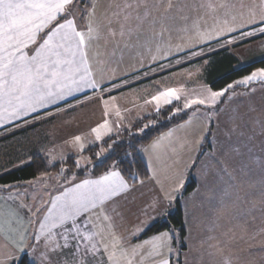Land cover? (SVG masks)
Returning a JSON list of instances; mask_svg holds the SVG:
<instances>
[{"label": "snow or ice", "instance_id": "obj_1", "mask_svg": "<svg viewBox=\"0 0 264 264\" xmlns=\"http://www.w3.org/2000/svg\"><path fill=\"white\" fill-rule=\"evenodd\" d=\"M99 2L100 0H91L83 18L78 21L75 8L80 0H0V127L89 90L94 95L97 92L101 94L100 99L105 105L104 115L108 117V100L103 99V93L111 92L110 88L103 87L110 79L105 75L106 66L119 63L126 49L147 46L156 37H160L162 41L164 33L168 31L164 21L172 18L173 9L177 12L183 11L174 0H110L108 8L98 16ZM161 8L163 12L159 16L156 15ZM199 9H205L206 14L215 20L211 31L199 30V20L203 17L194 21L193 27L197 29L196 35L200 42L212 38L220 39L238 31L243 37L264 34V0H260L259 5L253 7L245 5L243 0H240L238 5L231 0H219L218 3L214 0H202ZM199 9L193 5V11ZM245 16L246 21L235 23L238 18L243 20ZM182 19L187 20L188 17L185 15ZM157 24L160 25L159 31L156 30ZM250 26L255 27H252L251 31H241ZM180 31L187 33L189 29L185 26ZM146 32H151V35L145 36ZM234 41L235 37H232L223 43L232 44ZM171 47L169 44V52ZM175 48L177 52L183 51L180 45ZM156 51L161 52L159 44ZM190 55H203V50L191 52ZM152 60L155 62L157 56L154 55ZM254 83L264 84V68L252 71L219 91L207 88L195 97L185 96L183 107L173 105V101H181L182 89L177 88L159 90L150 99H145L144 103L154 105L158 115L164 105H173L174 110L169 109L170 115L167 119L192 108L193 105L202 106L205 110V126L211 131L209 125L217 115L220 98L229 90L237 87L249 88ZM91 98L85 96V99ZM110 99L116 98L113 96ZM112 107L115 108L114 115L118 118V121L113 123L119 128L123 125L124 117L117 106ZM25 123L28 121L25 120ZM155 123V119L149 120L138 128V132L144 133ZM188 123H191V118ZM112 130L108 119H105L103 123L92 128L91 133L94 134L95 141H101L105 136H110ZM174 132L173 129L162 134L147 147L135 149V145H129L130 148L149 156L148 171L151 175L148 178L159 185L167 207H171L173 200L182 196L185 172L175 171L169 174L171 166L157 168L152 165L151 160L155 156L159 161L161 153L166 155L168 151H176L171 147ZM129 135L133 133L129 131ZM204 138L201 136L196 141L197 145L202 144ZM73 141L78 145L79 151L83 152L85 143L81 142L82 137L77 135ZM116 143L113 139L106 147H100L95 153L96 159L100 160L106 153L111 152ZM180 147L183 148L184 144ZM126 155L131 157L132 152ZM85 159L91 163L89 158ZM134 164L133 158L130 165ZM76 167H80L79 160L76 161ZM224 171L227 173L226 168ZM63 172L62 168L61 176ZM161 175L164 180L169 181L167 188L160 178ZM228 175L231 177L230 173ZM129 180L132 181L131 184ZM74 181L75 174L72 181H69V186L57 188V194L49 193V200L46 203L41 202L35 208L20 205L21 208L27 207L30 213L28 223L36 226L35 235L32 237L35 243L29 242L25 235L27 229H24L18 233V241L13 243L15 251L0 257V264H6V261L17 264L21 261V254L27 251L28 255H32L37 251V246L45 249L40 256L41 264H170L169 256L177 251L172 247L176 230L161 232L140 242H132V238L139 237L149 226V221L155 219L149 216L147 209L143 210V215L148 219L140 220L128 236H122L116 231L117 218L124 219L117 207L118 200L125 197L137 181L144 183L143 179H139L137 171L130 166L126 180L124 175L116 170V164H113L97 178ZM5 187L12 186L0 185V188ZM232 187L229 185L217 198L219 207L212 202L210 207L221 211L228 206L226 200L230 199L231 208L235 210L233 218L237 221V227L243 229L247 215L241 207L244 197L239 189L231 191ZM261 195H264V192ZM8 199L14 200L15 197L10 195ZM159 203L157 198L149 207L155 210ZM10 215L18 214L11 212ZM7 223L10 225L11 221ZM3 231V225L0 224V233ZM210 247L216 248L218 252L223 251L218 245ZM53 257L60 259L54 260ZM224 264L231 262L225 259Z\"/></svg>", "mask_w": 264, "mask_h": 264}, {"label": "rangeland", "instance_id": "obj_2", "mask_svg": "<svg viewBox=\"0 0 264 264\" xmlns=\"http://www.w3.org/2000/svg\"><path fill=\"white\" fill-rule=\"evenodd\" d=\"M251 2L252 0H243L247 6ZM83 3L86 2L80 1L75 9L86 7ZM244 30L246 29L242 31ZM231 34L233 35L231 36ZM231 34L220 37V39L212 38L200 42L198 36L194 37L183 32L181 38L184 43L182 44L183 52L180 57H177L178 60H182V64L176 68L168 69L167 73L157 75L156 78H150L151 80L145 85H138L139 89L147 87L149 89L146 90L147 94H151V96L165 88L182 89L181 101H173V104L177 103L176 106L183 107L182 102L185 96L195 97L207 88H211L213 91L225 88L226 86L214 90L208 84L206 70L212 59H199L221 48H228V51L237 57L239 62L235 65V69H241L264 59V37L256 39L262 34L249 37L241 36L240 32ZM232 37H235L232 44L223 43L224 40ZM190 39L192 42L187 49L186 43H189ZM195 40L199 42H195ZM245 40L250 41L244 43ZM201 49L203 55L196 57L190 55L191 52H198ZM256 69L258 68L253 71ZM251 89H255V91ZM137 91L139 90L135 92L138 93ZM220 100L221 103L217 105L216 109L217 115L213 117V123L209 125L211 131H208L205 126V110L202 106L197 105L177 114L176 116L189 114V117L178 124L179 126L170 129L175 130L174 135L182 134L184 138L191 136L192 145L190 148L197 145L195 140L201 136L205 137L202 144L193 148L192 151L196 152L193 153L192 158L189 153L182 162L178 163L181 165L180 171L189 165V168L183 171L185 172V187L181 190L182 196H178L174 201L176 207V201L179 199L184 211L187 240L185 238L183 243L180 232L176 229L172 247L177 251L169 256V259L172 258V264H179L180 260L184 264H224L225 259L229 260L231 264H264V195H261L264 192V84L254 83L249 88L237 87L234 90H229ZM220 105L221 107L218 108ZM198 108L199 110H197ZM60 114L50 117L54 119V122H61ZM190 118L191 123L189 124ZM46 119L48 117L28 121L26 124L41 123ZM157 122L156 120L154 126L157 125ZM130 128L127 127L125 131H129ZM122 133L114 136L119 137ZM132 133L140 134L138 130L132 131ZM9 135L11 132L0 135V144L4 143L3 147L6 145L5 137ZM207 138L210 147L203 151L202 146ZM88 140L82 138L81 142L86 143ZM213 145H215V150H213ZM213 151L214 154H212ZM200 154H202L201 157ZM107 155L109 153L98 160V163L104 160ZM187 158H189L188 164L185 163ZM11 160L10 152L4 153L2 150L0 153V175L21 164L13 165ZM80 160L82 161L80 166H84V162L87 161L85 156H81ZM176 168L178 170L179 166ZM225 168L227 173L224 171ZM191 173L196 181V188L192 192L186 193L187 184L191 181ZM228 173L231 174V177ZM229 185L233 186L231 191L239 189L244 197L241 207L245 209L247 215L243 229L237 227V221L233 218L235 210L231 208L230 199L226 200L228 206L221 211L210 207V202L219 207L217 198L223 194L225 189L229 188ZM230 229L231 231H229ZM209 237L215 239H209ZM174 241L177 245H174ZM210 245H218L223 251L218 252Z\"/></svg>", "mask_w": 264, "mask_h": 264}, {"label": "crops", "instance_id": "obj_3", "mask_svg": "<svg viewBox=\"0 0 264 264\" xmlns=\"http://www.w3.org/2000/svg\"><path fill=\"white\" fill-rule=\"evenodd\" d=\"M80 1L86 2L83 3L86 7H83L82 9H75L78 21L83 18L91 2V0ZM109 2L110 0H100L97 6L98 16H100L108 8ZM174 2H178V6L182 7L183 11L177 12L176 9H173L171 14L172 18L164 21L168 31L164 33L162 41L160 37H156V39L147 46L134 47L130 50L126 49L123 59L119 63H111L106 66L105 75L110 79L107 80L103 87L110 88L111 92L103 93V99L108 100V117H105L104 115L105 105L103 100L100 99L101 94L97 92L94 95L93 92L89 90L85 93L77 94L75 97H71L67 101L51 105L46 109H41L39 112L14 121L13 123L6 124L4 127H0V135L11 132V135L5 137V139H14L19 136L23 137V135L27 134L28 136L31 135L33 138H37V141H43L45 145L43 146L41 154L45 155L51 164L63 161L70 156H75L80 162H82L80 160L81 156L89 157L91 163H93L91 157L85 154L89 148L102 144L108 138L127 130V127L132 128L136 122L156 113L154 105L144 103L145 99H150L152 97L151 94H147L146 90L149 89L145 86L142 89H139L138 85H145V83L149 82L151 79L156 78L157 75L167 73L168 69L176 68L182 64V60H178L177 57H180L183 51L177 52L175 48L176 45L182 46V44H184L183 39H181L183 32L180 31V29L187 26L189 29L187 33L197 37V29L193 27V23L196 19L203 17L199 20V30L201 31H210L215 24V20L211 15L206 14L205 9H199V5L202 0H174ZM214 2L218 3L219 0H214ZM231 2L236 3L237 5L240 3L239 0H231ZM254 2L252 0V2L248 4V7L258 6L260 0H254ZM244 4L247 5V3ZM193 5H195L199 10L193 11ZM162 12L163 8H161V11L156 13V15L159 16ZM185 15L188 17L187 20L182 19ZM246 19L247 17H244L243 20L238 18L235 23L240 24L246 21ZM159 27L160 25L157 24V31H159ZM252 27L255 26L243 29H246L244 31H248L252 29ZM150 35L151 32L145 33V36ZM232 35L233 34H231V36ZM191 40L192 39L188 40L189 43H186L187 49L191 45ZM195 42L199 41L195 40ZM157 44H159L161 48L160 53H157L156 51ZM169 44L172 46L170 52L168 51ZM110 48L111 45H109V49ZM154 55L157 56V60L155 62L152 60ZM161 56H166V58H161ZM160 65H165V67L161 68ZM136 90H139L137 91L138 93L135 92ZM85 96H90L92 98L85 99ZM113 96L116 98L115 100L110 99V97ZM113 105L120 109L121 115L124 117L123 125L119 128H117L113 123L114 121H118V118L114 115L115 108L112 107ZM166 107L168 106L164 105L162 109ZM126 109L130 111H126ZM47 113L52 114L47 115ZM55 114L61 115V122H54V119L50 117L53 115L55 116ZM43 117H48L49 120L46 119L43 120L44 122L33 123L30 125L25 123V120H40V118ZM105 119H108L113 130L110 136H105L101 141H95V137L94 134L91 133V129L96 127L98 124L103 123ZM177 126L179 125L174 127ZM170 129L166 132L170 131ZM77 135L84 139L93 141L92 143H89L90 141L88 140V142L85 143V149L83 152L79 151L78 145H76L73 141V138ZM159 136H161V134L157 137ZM173 136L176 137H173L171 147L175 148L176 151H168L166 155L161 153L159 161L156 160L155 156H153L151 160L152 165L157 168L171 166L169 168V174L175 171H180L181 165L178 163L182 162L183 158L189 153L192 158L193 153L196 152L192 150L197 146L196 145L190 148L192 145L191 136H189V138H184L182 134H175ZM196 141L197 140L194 142ZM151 143L152 142L149 144ZM182 143L184 144L183 148L180 147ZM140 155L148 168L150 162L149 156L143 152H140ZM188 161L189 158H187L185 163L188 164ZM91 163L85 161L83 164L84 166L82 167L89 166ZM178 166L179 168L177 170L176 167ZM188 168L189 165L184 169L182 168V170L186 171ZM186 173L188 174V172ZM149 175H151L150 171ZM190 175H192V173ZM72 177L73 175L64 179L59 173H50L27 182L15 184L11 188H0V213H3V215H0V224L3 225L4 229L3 233H0V257L8 252L15 251L13 243L18 241V233L23 232L24 229H27L25 235L29 238V242L35 243L32 237L35 235L34 228L36 226L28 223L30 213L28 212L27 207L21 208L20 205L25 204L35 208L39 206L41 202L46 203L49 200V193L57 194V188H60L61 186H69V181H72ZM97 177L98 176H94L91 172H87L84 177L79 178L76 176V181L74 182H78L84 178L94 179ZM160 178L164 182L165 188H167L169 181L164 180L163 175H161ZM10 195L15 197V199H8ZM157 198L160 201L159 207L153 210L149 207V205H151L153 200ZM174 201L175 200H173L171 207H167L160 192L159 185L149 178L144 180L143 184H140L139 182L136 183L135 187L128 192L125 197L118 200L117 207L122 213L124 219L120 220L117 218L116 231L122 236H128L140 220L148 219V217L143 215V210L147 209L149 216L155 217V219L150 220L149 226L146 230L141 233L139 237H133L132 242L136 243L149 239L156 234L148 236L144 239L142 236L155 222L161 220L174 211ZM11 212H16L18 215L11 216ZM7 221H11V224L9 225ZM5 237L8 238L6 239ZM44 251L45 249H43V247L37 246V251L35 253L28 255L26 251L24 254H21V259L24 256H27L33 264H41L40 256ZM53 259L59 260L60 257H53ZM182 263L184 264L183 261ZM6 264H11V262L6 261ZM170 264H172V258L170 259Z\"/></svg>", "mask_w": 264, "mask_h": 264}, {"label": "trees", "instance_id": "obj_4", "mask_svg": "<svg viewBox=\"0 0 264 264\" xmlns=\"http://www.w3.org/2000/svg\"><path fill=\"white\" fill-rule=\"evenodd\" d=\"M264 34L257 37L263 38ZM250 40H245L244 43L249 42ZM211 58V62L206 70V78L208 84L214 89H220L227 86L229 83L234 80L241 78L245 75L251 73L255 68L264 67V59L257 61L249 66L243 67L241 69H235V65L239 62L237 57L228 51V48H221L213 53L206 55L205 57L199 59ZM173 105H178L177 103ZM173 105L161 109V114L154 113L149 115L142 120L135 123V125L129 129V131H137L139 127L147 123L149 120H157V125L149 128L144 133L129 135V131H124L122 135L112 136L105 140L101 145H96L95 147L89 148L85 154L90 156L92 159L91 165L79 168L76 167V157L70 156L63 161L51 164L45 155L41 154L43 146L45 145L43 141H37V138H33L31 135L27 134L19 136L14 139H5L6 145L3 147L4 143L0 144V153L4 150V153L10 152L12 155L11 162L13 165L21 163L18 167L6 172L5 174L0 175V185L13 186L22 182H27L32 179H35L39 176H44L50 173H61V169H64L62 178H66L75 174V176L81 178L86 175L87 172H91L94 176H99L109 170L113 164H116V169L120 171L126 180H128L129 168H131L139 173V179L146 180L148 179L149 171L148 168L142 159L140 152L135 149H140L147 146L154 138L158 135L166 132L170 128L182 123L188 119L189 114H183L180 116H174L171 119L166 117L170 115L169 109L174 110ZM218 106V108H220ZM163 118V119H162ZM115 139L117 143L113 146V150L109 152L104 160L98 163L95 153L99 148L106 147L107 143H111ZM135 145V149L130 148L129 145ZM203 151L205 148L210 147L208 138L205 140ZM4 148V149H3ZM202 151V152H203ZM132 152V156L129 157L126 153ZM202 154H200L201 157ZM135 159V164L130 165V161ZM191 181L187 184L186 193L192 192L196 188V181L190 175ZM63 179V180H64ZM131 184L132 181L129 180ZM138 183V181H137ZM7 188V187H5ZM177 229L180 232L181 241L184 243V239L187 236V231L184 226V213L181 207L180 200L176 201V207L174 211L168 214L166 217L155 222L142 236L146 238L148 236L159 234L165 231H171ZM174 245L176 241H174ZM185 249V246H183ZM20 264H33L30 262L27 256H24ZM179 264H182L180 260Z\"/></svg>", "mask_w": 264, "mask_h": 264}]
</instances>
